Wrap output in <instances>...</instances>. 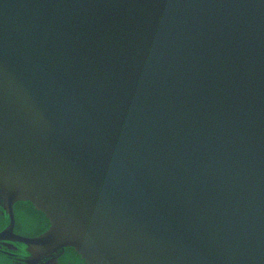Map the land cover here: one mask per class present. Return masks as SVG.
I'll return each mask as SVG.
<instances>
[{
    "label": "water",
    "instance_id": "95a60500",
    "mask_svg": "<svg viewBox=\"0 0 264 264\" xmlns=\"http://www.w3.org/2000/svg\"><path fill=\"white\" fill-rule=\"evenodd\" d=\"M0 199L27 264H264V0H0Z\"/></svg>",
    "mask_w": 264,
    "mask_h": 264
},
{
    "label": "flooded vegetation",
    "instance_id": "af4514ba",
    "mask_svg": "<svg viewBox=\"0 0 264 264\" xmlns=\"http://www.w3.org/2000/svg\"><path fill=\"white\" fill-rule=\"evenodd\" d=\"M16 212L20 214V218L17 219ZM0 214L1 217H7V223L0 228V231L5 229L8 224V212L3 208V202L0 199ZM13 215H14V227L13 231L17 234L34 237L38 234L44 232L49 226L48 219L40 211L32 208V206L27 202H17L13 206ZM22 218V219H21ZM26 219L30 225L25 226L24 228L28 231L24 233L20 232V228L16 227L17 222L22 223V220ZM11 248L2 245L0 241V251L5 256L4 261L0 264H27L24 262L25 258L29 256L27 252V246L22 242L11 241ZM30 264H86L85 260L72 248L65 247L58 250L56 253L51 256L43 257L40 261H33V258H30Z\"/></svg>",
    "mask_w": 264,
    "mask_h": 264
},
{
    "label": "rangeland",
    "instance_id": "374dc122",
    "mask_svg": "<svg viewBox=\"0 0 264 264\" xmlns=\"http://www.w3.org/2000/svg\"><path fill=\"white\" fill-rule=\"evenodd\" d=\"M16 216H17V219L20 218V214L18 212H16ZM6 223H7V217L4 216L3 218L1 217V214H0V228H2ZM28 225H30V223L26 219L23 218L21 225L19 222H17L16 227L20 228V232L24 233L25 231H28L27 229L29 228L27 227L24 228L25 226H28ZM4 258L5 256L0 251V262H2V260L4 261Z\"/></svg>",
    "mask_w": 264,
    "mask_h": 264
}]
</instances>
